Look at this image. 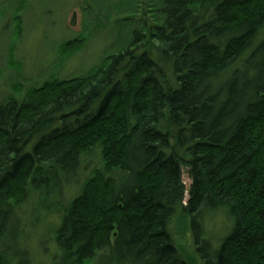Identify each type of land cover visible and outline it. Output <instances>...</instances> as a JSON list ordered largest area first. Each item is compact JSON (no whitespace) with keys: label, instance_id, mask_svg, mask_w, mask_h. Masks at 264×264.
Returning a JSON list of instances; mask_svg holds the SVG:
<instances>
[{"label":"trees","instance_id":"trees-1","mask_svg":"<svg viewBox=\"0 0 264 264\" xmlns=\"http://www.w3.org/2000/svg\"><path fill=\"white\" fill-rule=\"evenodd\" d=\"M124 10L128 33L91 71L0 102V264H27L16 215L32 196L60 212L53 264H190L177 213L199 264H264V0ZM217 211L230 230L213 250L202 221Z\"/></svg>","mask_w":264,"mask_h":264},{"label":"rangeland","instance_id":"rangeland-1","mask_svg":"<svg viewBox=\"0 0 264 264\" xmlns=\"http://www.w3.org/2000/svg\"><path fill=\"white\" fill-rule=\"evenodd\" d=\"M130 1L0 0V102L9 95L23 97L50 78L68 80L95 68L111 52L117 32L121 39L128 33L130 26L121 21L131 18L124 10ZM90 160L85 158L64 185V204L90 177L95 164ZM59 217L51 199L38 207L37 197L32 196L19 209V246L27 264H53L57 259L53 230ZM186 225L177 213L170 233L178 252L190 264H199ZM202 226L203 237L213 250L230 230V223L219 211L206 214Z\"/></svg>","mask_w":264,"mask_h":264},{"label":"water","instance_id":"water-1","mask_svg":"<svg viewBox=\"0 0 264 264\" xmlns=\"http://www.w3.org/2000/svg\"><path fill=\"white\" fill-rule=\"evenodd\" d=\"M183 182V184L185 185V187L187 188L188 187V180H187V178H186V176H184L183 177V180H182ZM187 192H185V196H184V203L187 201Z\"/></svg>","mask_w":264,"mask_h":264}]
</instances>
